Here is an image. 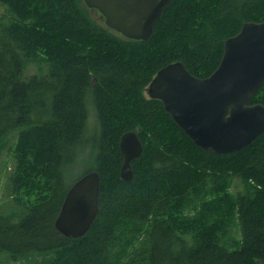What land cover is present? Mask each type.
I'll list each match as a JSON object with an SVG mask.
<instances>
[{"label":"trees","instance_id":"trees-1","mask_svg":"<svg viewBox=\"0 0 264 264\" xmlns=\"http://www.w3.org/2000/svg\"><path fill=\"white\" fill-rule=\"evenodd\" d=\"M0 3L9 15L0 21V156L13 148L14 157L10 206H0L8 262L264 264V133L240 151L216 154L146 95L175 62L211 76L226 40L246 22L264 21V0H172L147 40L99 24L84 0ZM251 104L264 106V85ZM130 131L143 151L127 182L120 139ZM85 143L101 176L99 213L84 236L69 238L55 222L78 180L68 185L66 171ZM234 178L243 183L237 197ZM236 219L239 240L230 237Z\"/></svg>","mask_w":264,"mask_h":264},{"label":"water","instance_id":"water-1","mask_svg":"<svg viewBox=\"0 0 264 264\" xmlns=\"http://www.w3.org/2000/svg\"><path fill=\"white\" fill-rule=\"evenodd\" d=\"M172 0H84L110 29L128 39L147 40ZM264 85V21L246 22L225 42L222 60L207 78L191 74L182 62L162 68L146 93L161 100L174 122L204 150L240 151L264 133V106L252 105ZM120 176L133 178L131 163L143 151L137 133L120 139ZM101 176L83 175L69 189L55 225L69 238L84 236L99 213Z\"/></svg>","mask_w":264,"mask_h":264},{"label":"rangeland","instance_id":"rangeland-1","mask_svg":"<svg viewBox=\"0 0 264 264\" xmlns=\"http://www.w3.org/2000/svg\"><path fill=\"white\" fill-rule=\"evenodd\" d=\"M90 13L93 19L99 22V24L103 25L105 23V19L100 12H98L97 10L90 9ZM8 16L9 15L7 13L6 6L0 3V18H4V19H0V21H4L5 19L8 18ZM89 109H90V118H89L88 131L90 135L94 136L97 132L96 115L93 106H90ZM11 139H12V147H13L14 143H16L17 141L16 133L11 134ZM11 149L13 150V148ZM11 149L8 150L7 152H4L0 156V206H2L1 207L2 211L7 210L10 206L8 203V198L6 197L5 194L6 192L5 186L7 182V176L14 164V157L12 155ZM92 169H94V148L93 146L85 143L79 149V155L76 162L73 165H71L66 171L67 173L65 174V181L68 185H72L77 179H80L83 175L89 173V171H91ZM242 188H243V183L241 179L234 178L233 182L231 183L230 192L237 197L238 193L242 190ZM230 237L238 240L241 239L240 223L238 219L235 220ZM40 257L42 258V256H36L34 258L20 259L19 261L11 260L10 262H8V255L0 253V264H30L32 260H36Z\"/></svg>","mask_w":264,"mask_h":264},{"label":"bare ground","instance_id":"bare-ground-1","mask_svg":"<svg viewBox=\"0 0 264 264\" xmlns=\"http://www.w3.org/2000/svg\"><path fill=\"white\" fill-rule=\"evenodd\" d=\"M121 151V150H120ZM71 188V187H70Z\"/></svg>","mask_w":264,"mask_h":264}]
</instances>
